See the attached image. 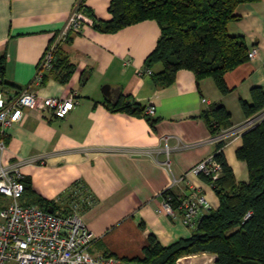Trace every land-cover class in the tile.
I'll use <instances>...</instances> for the list:
<instances>
[{
	"label": "crops",
	"instance_id": "obj_1",
	"mask_svg": "<svg viewBox=\"0 0 264 264\" xmlns=\"http://www.w3.org/2000/svg\"><path fill=\"white\" fill-rule=\"evenodd\" d=\"M109 5L110 0H0V57H5L3 78L12 91L31 84L47 48L75 9L86 19L60 50L59 58L73 64L70 75L64 78L65 71L53 69L42 85L32 86L46 97L73 94L79 103L64 118L26 109L21 122L6 130L0 167L18 165L30 178L29 205L40 206L38 198H44L67 213L74 200L81 203L80 194L91 197L93 203L81 215L97 238L92 253L143 259L150 236L168 247L195 232L181 214L159 211L165 190L177 200L197 192L211 209L219 205L212 186L193 172L216 153V136L202 114L217 102L231 113L230 125L221 131H233L224 142L225 157L237 181L249 179L246 163L236 156L245 132L234 130L248 121L240 100L251 103V89H264V0L239 4V18L228 23V33L243 37L248 51L256 47L258 53L225 74L230 89L226 95L211 78L197 81L186 69L162 88L151 75H139L156 47L160 27L147 20L102 33L93 21L109 20ZM162 69L160 63L151 67L153 74ZM105 85L143 107L155 106L154 126L143 115L112 111L102 91ZM10 201L0 194V211ZM183 259L184 264H214L216 256L202 253Z\"/></svg>",
	"mask_w": 264,
	"mask_h": 264
},
{
	"label": "trees",
	"instance_id": "obj_2",
	"mask_svg": "<svg viewBox=\"0 0 264 264\" xmlns=\"http://www.w3.org/2000/svg\"><path fill=\"white\" fill-rule=\"evenodd\" d=\"M258 1L110 0L108 10L111 18L106 21L94 20L93 27L111 34L143 21H155L160 27V37L147 57L144 69L151 70L157 63L163 69L157 74L151 72L153 83L159 88L168 87L174 83L177 72L186 69L195 74L197 81L211 78L220 93L226 95L230 89L225 82V74L249 60L244 38L229 34L228 23L239 18L236 13L239 4ZM78 7L81 11V6ZM73 32L78 31L68 32L67 40ZM61 47L62 44L53 56L50 71H65L66 78L74 67L73 64H66L64 57L59 58ZM4 61L5 57H0L2 75ZM251 98V103L240 100L247 118L264 110V89L252 88ZM110 103L112 111L143 115L149 118L152 126L156 122L145 113L147 106H141L130 97L121 96L116 104ZM202 117L211 135L217 136L230 125L231 113L217 102L205 110ZM242 140L236 156L246 163L249 179L242 182L236 180L223 152L224 141L216 142L214 158L221 165L222 174L216 181L210 176H200L212 186L219 200L218 207L202 215L191 237L163 247L154 236H150L144 258L132 260L142 264H176L181 257L209 253L216 256L214 264H239L240 260L264 264V119L246 131ZM22 181L25 184L22 202L29 205L25 199L33 192L31 181L28 177ZM168 195L173 197L172 203L176 206L177 199L171 190L161 194L162 197ZM38 201L47 211L61 210L56 203L44 198H38ZM248 212H251V216L245 219Z\"/></svg>",
	"mask_w": 264,
	"mask_h": 264
},
{
	"label": "built area",
	"instance_id": "obj_3",
	"mask_svg": "<svg viewBox=\"0 0 264 264\" xmlns=\"http://www.w3.org/2000/svg\"><path fill=\"white\" fill-rule=\"evenodd\" d=\"M86 22L85 17L75 9L64 30L59 33L47 48L41 59L31 84L18 91H12L5 85L0 73V149L5 147L6 130L21 122L26 109L49 111L57 118H64L79 103L70 94L66 98L41 96L32 86L43 84L46 74L53 65V56L63 44L70 31H79ZM256 47L248 51V59L256 58ZM150 69L139 71V75L151 74ZM148 116L156 115L153 105L147 106ZM264 119V110L248 118V121L234 131L246 132ZM233 131L224 130L215 138V142L228 139ZM195 174L210 176L216 181L222 174L221 165L214 155L199 163L193 170ZM18 165L0 167V194L11 199L0 211V264H142L132 259L112 255L93 254L91 249L96 236L89 230L82 218V211L93 203L89 196H80L81 203L73 201L69 212L47 211L38 205L22 202L25 184ZM173 197H162L160 212L175 216L182 215L184 224L195 228L204 212L211 210L205 196L197 192L190 193L184 199H178L174 206ZM251 216L248 212L245 219ZM176 264H184L180 258Z\"/></svg>",
	"mask_w": 264,
	"mask_h": 264
},
{
	"label": "water",
	"instance_id": "obj_4",
	"mask_svg": "<svg viewBox=\"0 0 264 264\" xmlns=\"http://www.w3.org/2000/svg\"><path fill=\"white\" fill-rule=\"evenodd\" d=\"M102 91L104 93V95L111 100L114 104H116L121 96V92L120 90L117 89H113L111 88L110 85H105L102 88ZM239 264H260L257 261H253V260H240Z\"/></svg>",
	"mask_w": 264,
	"mask_h": 264
},
{
	"label": "rangeland",
	"instance_id": "obj_5",
	"mask_svg": "<svg viewBox=\"0 0 264 264\" xmlns=\"http://www.w3.org/2000/svg\"><path fill=\"white\" fill-rule=\"evenodd\" d=\"M67 40V36L65 37V39H64V42L63 43H65V41ZM209 80H211V79H209ZM210 82H212V81H210ZM197 255V254H196ZM184 257H186V256H184ZM183 258V257H182ZM189 259H187V261H188ZM185 262V261H184Z\"/></svg>",
	"mask_w": 264,
	"mask_h": 264
}]
</instances>
